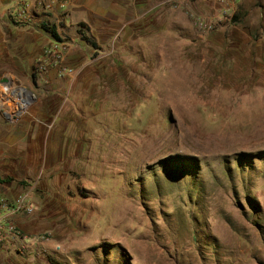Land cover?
I'll return each instance as SVG.
<instances>
[{"label": "rangeland", "instance_id": "374dc122", "mask_svg": "<svg viewBox=\"0 0 264 264\" xmlns=\"http://www.w3.org/2000/svg\"><path fill=\"white\" fill-rule=\"evenodd\" d=\"M27 1L0 0L8 39L34 23ZM42 7L43 51L25 72L47 65L43 123L29 105L15 122L0 114V192L18 189L0 199L33 210L4 218L21 238L0 249L20 264H264V0Z\"/></svg>", "mask_w": 264, "mask_h": 264}, {"label": "crops", "instance_id": "0c3cea01", "mask_svg": "<svg viewBox=\"0 0 264 264\" xmlns=\"http://www.w3.org/2000/svg\"><path fill=\"white\" fill-rule=\"evenodd\" d=\"M35 1L36 0L27 1L29 4L28 11L32 12L35 16V19L33 20L34 23L18 28L19 30L16 33V37L13 39H8V36L5 35V33L0 32V64L9 65V69L3 71L2 75L4 77V75L8 73L7 75L11 76L2 78L3 83H5V89H3V93L0 95V114L5 116V112L11 109V106L7 104L10 90L17 86H23L29 89L32 93L30 94V103L27 111L30 116L33 117L31 121L39 120L43 123V73L37 74V77L32 78L27 72H25L28 68H32L35 59L43 51V32H41V29L38 27L37 20L43 18L42 9H44V7H42V4L43 1L44 4H46L48 0H39L38 3ZM76 6L80 7L78 3ZM55 7L56 6L53 8ZM41 24H43V20ZM54 25L57 27V24ZM13 32H15V30ZM2 99H4L3 103L1 102ZM30 132H32L30 137L32 139L36 138L37 134L35 129L32 131H24L20 139H23L25 143L21 144L22 141H20L19 147L28 146ZM12 146L15 147V150L19 148L16 145ZM5 189L6 191L0 192V195L14 196L18 193L17 184L14 181L7 184ZM21 261L22 259H20V257L14 255V247L11 243H7L6 246H3V248L0 249V264H20Z\"/></svg>", "mask_w": 264, "mask_h": 264}, {"label": "built area", "instance_id": "2783aa9c", "mask_svg": "<svg viewBox=\"0 0 264 264\" xmlns=\"http://www.w3.org/2000/svg\"><path fill=\"white\" fill-rule=\"evenodd\" d=\"M199 26L204 31H210L213 27V22L206 21L200 19L198 21ZM49 53H55L57 57H62L60 53H58V49L54 48L49 51ZM46 64L43 62V59H41L37 66H36V72L38 74L43 73V70L46 69ZM18 88H23V86H17L10 90L7 98V104L11 106V109L9 111L5 112V119L9 122H15L27 109L30 102H27V100L30 101V99L24 98L22 94L20 96H17L15 94L16 90ZM31 96V95H30ZM8 102H11L12 104H9ZM23 105H27L23 111H21V107ZM16 106V107H15ZM24 195H19L14 199V205L13 207H10L8 204V201L5 199H0V208H6V212L3 213L0 209V244L4 241L6 237L14 236L19 240L21 238L20 231H18L14 224L12 223H5L4 218L8 215L17 212L18 210L25 209L27 212H31L33 210L32 205H26ZM21 247L19 248L20 252L24 253L27 250L26 247V240L23 241L21 244Z\"/></svg>", "mask_w": 264, "mask_h": 264}, {"label": "trees", "instance_id": "16d2710c", "mask_svg": "<svg viewBox=\"0 0 264 264\" xmlns=\"http://www.w3.org/2000/svg\"><path fill=\"white\" fill-rule=\"evenodd\" d=\"M43 28L50 33L55 39H61V35L58 32V29L55 25L50 26L49 24L43 23ZM80 33L82 35V38L86 39L89 43H91L93 46L96 47V43L92 41L90 38L87 37L86 33L82 30L79 29Z\"/></svg>", "mask_w": 264, "mask_h": 264}, {"label": "bare ground", "instance_id": "6f19581e", "mask_svg": "<svg viewBox=\"0 0 264 264\" xmlns=\"http://www.w3.org/2000/svg\"><path fill=\"white\" fill-rule=\"evenodd\" d=\"M15 94L17 95V96H20V94H22L23 96H24V98H27V99H30V93L29 92H27L26 90H24L23 88H18L17 90H16V92H15ZM27 102H30L29 100H27ZM28 105V104H27ZM27 105H23L22 104V109H21V111H23V109H25V107L27 106ZM16 107V106H15Z\"/></svg>", "mask_w": 264, "mask_h": 264}, {"label": "water", "instance_id": "95a60500", "mask_svg": "<svg viewBox=\"0 0 264 264\" xmlns=\"http://www.w3.org/2000/svg\"><path fill=\"white\" fill-rule=\"evenodd\" d=\"M23 89L26 90L27 92H29L30 94H32L31 91H29V89H27L25 87H23Z\"/></svg>", "mask_w": 264, "mask_h": 264}]
</instances>
